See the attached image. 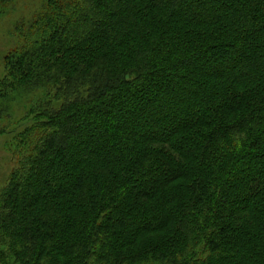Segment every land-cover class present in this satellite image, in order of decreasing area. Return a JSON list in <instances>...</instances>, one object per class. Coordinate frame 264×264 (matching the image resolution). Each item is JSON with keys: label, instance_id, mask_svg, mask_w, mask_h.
<instances>
[{"label": "trees", "instance_id": "1", "mask_svg": "<svg viewBox=\"0 0 264 264\" xmlns=\"http://www.w3.org/2000/svg\"><path fill=\"white\" fill-rule=\"evenodd\" d=\"M46 1L0 262L264 264V0Z\"/></svg>", "mask_w": 264, "mask_h": 264}, {"label": "rangeland", "instance_id": "2", "mask_svg": "<svg viewBox=\"0 0 264 264\" xmlns=\"http://www.w3.org/2000/svg\"><path fill=\"white\" fill-rule=\"evenodd\" d=\"M46 2V0H0V89H8L4 97L0 98V193L24 156L26 148L24 140L27 129L32 124L31 120L34 119V113L30 111L45 93L40 89L24 91L22 87H6L2 82L10 81L9 53L22 48L31 23L45 9ZM108 119L112 124L113 120Z\"/></svg>", "mask_w": 264, "mask_h": 264}]
</instances>
